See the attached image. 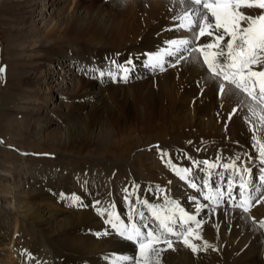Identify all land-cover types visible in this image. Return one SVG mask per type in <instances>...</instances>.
I'll use <instances>...</instances> for the list:
<instances>
[{
  "label": "bare ground",
  "instance_id": "obj_1",
  "mask_svg": "<svg viewBox=\"0 0 264 264\" xmlns=\"http://www.w3.org/2000/svg\"><path fill=\"white\" fill-rule=\"evenodd\" d=\"M42 3H45V8L49 5L48 15L40 13ZM20 5L23 7L21 26L36 27L35 16L44 27H36L41 32H33L31 36L34 37L35 33L39 37L37 42H32L29 46H39L33 47L38 54L29 63L34 75L30 89L52 91L57 87L59 104L65 101L67 106L64 105L62 110L58 109V105H52L54 112H63L72 107L71 128L62 129L60 125H67L66 123H54L55 128L48 134L44 125L51 122H36L39 125L35 126L34 131L47 143V148L61 146L81 151L80 149L94 147L103 150L105 144V147L119 151L120 146L115 137L120 132L150 136L158 133L168 140L167 134L180 135L187 127L189 132L195 130L193 133L200 137L198 141L201 143L196 150L190 146L184 151H176L171 145L170 148L159 142L149 144L144 148L145 152L140 149L142 152L132 158L140 169L136 179L115 176L112 170L114 163L111 161L106 167V181L109 183L106 184L104 179L98 177L96 182L99 187L95 188L94 169H71L69 174L62 175L60 184L55 183L58 193L53 197L48 193V188L54 185L53 175L49 177L42 174L43 171L40 174L24 173L31 176L34 184L28 183L30 189H24L22 197L19 193L20 184H24L26 178L21 176L20 171L13 174L9 185L3 187L0 193L14 199L15 204L12 206H15L16 216L21 217L22 221L27 218L26 212H20L25 207L31 211L33 220L42 221V211L34 208L42 201L48 204L54 202L52 204L55 205L60 202L72 208V203L70 205V202L64 201L66 195H72V202L74 199L77 202L83 200L90 206H95H92L93 213L99 219L96 224L91 217H76L79 227L84 230L93 229L91 233L94 235L90 238L77 236L78 238L67 241L58 235L60 232H53L54 237H58L46 241L53 247L52 252H56L52 263L112 264L117 257L135 256L139 259L138 245L116 234L112 225L105 223V220L108 219V213H112L113 222L118 223V217L119 220L131 223L129 214L134 210L133 218L136 223H141L139 213L143 212L150 226L158 227L150 207L143 203L148 201L150 205L157 206L162 214L167 209L179 219L178 210L172 207L177 205L186 214L196 215V221L200 222L199 227L196 222L189 221L178 229L186 232L189 226L192 228L193 235L188 236V240L197 251L193 252L186 247L182 236L169 235L167 238L173 242L172 248L163 243L156 245L157 248L165 249L160 252V264H264V258H260V255L264 257V228L260 227V222L264 221V180L261 179L264 176V163L257 144V139L264 137V124L260 121V115H264V107L255 104L257 115L253 117L248 106L254 102L249 97L243 93L239 96L221 94L219 83L223 81L211 77L202 57L199 63L192 59L200 56L198 52L189 54L181 51L171 56L165 54L163 70L161 66L152 68L146 64L149 54L165 50L175 53L169 41L190 38L189 32L177 28L178 21L174 19L183 9L180 0H22ZM58 6L64 8L55 13L54 8ZM61 38L79 40V43H75L78 45L75 47L76 51L72 52L64 47ZM51 39L52 42H59L61 48H53L56 43H50ZM91 39L100 48L91 47ZM211 40V36L201 37V41ZM176 56L186 59L177 60ZM65 59H68V64ZM129 59L133 63H127ZM120 65L128 71H123ZM260 67L264 66H257V70ZM42 71L48 72L47 83L37 79ZM63 74L68 75L71 80H62ZM125 75L128 77L126 81L122 78ZM65 92L73 97L63 98L61 95ZM52 97L53 94L49 93L43 95L41 100L46 99L47 103ZM114 131H117V136L113 134ZM165 131L168 132L165 134ZM55 141L57 145H51ZM139 141L142 142L141 139ZM186 143L189 144L188 141ZM156 146L167 155L161 158V152ZM137 147L133 148L139 149ZM18 155L24 156L21 151ZM93 155H96L95 152ZM193 156L202 160H197V163ZM204 160L216 167L209 169L203 163ZM167 161H171L176 169H189L186 180L180 178L183 171L178 175ZM233 163L236 165L235 170L231 166L227 170L223 167L224 164ZM245 169H250L251 172H246ZM209 174L211 181L223 193L218 203L204 198L205 194L211 195L212 190L202 184L200 177L208 180ZM87 175L90 176V183L86 180ZM75 176L80 177L81 183L77 181L80 184L74 181ZM188 180H194L198 187H190ZM252 180H255L258 190L251 192L254 199L247 206L249 210L245 212L241 207H233V204L239 202L238 197L229 199V187L232 194L238 195V187L240 189L243 183L249 194L248 185ZM229 181L232 182L231 185ZM200 188L204 189L203 194L199 191ZM116 193L125 195L121 204H116L119 200ZM4 200L7 201L8 198ZM10 202L11 200L7 204ZM198 204L203 207L197 215ZM98 209L106 210L103 216ZM48 228L50 226L46 224L45 229ZM104 232L112 235H97ZM197 233L199 239L195 238ZM205 242L209 246L206 247ZM54 244L69 249H55ZM24 254L23 252L21 255ZM36 262L39 264L40 260H27L26 264Z\"/></svg>",
  "mask_w": 264,
  "mask_h": 264
},
{
  "label": "rangeland",
  "instance_id": "obj_2",
  "mask_svg": "<svg viewBox=\"0 0 264 264\" xmlns=\"http://www.w3.org/2000/svg\"><path fill=\"white\" fill-rule=\"evenodd\" d=\"M21 2L22 0H0V68L4 69L3 72H0V191L3 187L9 185V180L12 179L13 174L20 171L21 176L24 175L26 178L25 183L22 185L20 184L21 190H19V193L21 194L24 189H30L28 183L34 184L31 181V176L28 174L25 175L24 173L36 172L40 174L43 171L42 174H47L49 177L53 175L52 184L54 185L48 188L49 196L53 197L55 193H58V189L55 188V185L61 183L60 180L62 175L69 174V172L72 171L71 169H78L79 167H82L83 169H94L96 172L94 188L95 186L99 187V183L96 182L99 180L98 177L104 179L106 184L109 183L106 181V167L111 161L114 163V169L112 170L115 176L119 175L121 178L126 177L129 179H136L138 177V170L140 169L138 168L139 164L132 161V158L136 157L142 151L145 152L144 148L147 147V145L159 142V144L163 143L162 145L169 146L170 148L172 146L173 149H177L178 151L187 150V147L190 148V146L194 150L199 147L201 143L198 139L200 137H197L193 133L195 130L189 132V128L187 127L188 129H184L183 133L180 135L175 134L171 136L167 134L169 137L168 140L161 137L158 133H152L150 136L149 134L141 135L120 132V135L115 137L117 145L120 146V148H118L119 151H116V149L111 150L108 147H105V144L104 147H102L103 150L94 149V147L92 149H80L81 151H72V147L68 150L61 146L58 148H47L45 146L47 143L43 142L40 134L34 131L39 125V123L37 124L36 122H51L44 125L48 134L55 128L54 123H66L67 125H60L62 129H65L66 127L71 128L72 119L70 118V111L72 107L63 112H60L59 110L54 112L55 110H53L52 105L56 104L58 105V109L62 110L64 109V105L67 106V102L65 101L63 104H59L60 98L57 96V87H54L52 91L30 89L32 77L34 78V75L33 71L31 72L33 67H30L29 63L36 59L38 51H35L34 48L39 46V44L37 46L29 45L32 42H37L39 36L35 33L34 37L31 36L33 32L40 33L41 31L36 27H43V24L40 23L38 17L34 16L36 27H29L28 25L21 26L23 10V7L20 5ZM42 5L43 7L41 8L40 13L48 15L49 5L46 6V8L44 7L45 3H42ZM62 8L64 7L58 6L54 8L55 13L60 12ZM61 41H64V47L66 46V48L72 52H75V47L78 46L75 43L80 42L79 40L77 41L72 38H61ZM51 42L52 39L50 40V43ZM52 43H56L53 48H61L58 44L59 42ZM89 43L93 48H100L99 44L93 39L89 40ZM65 61L67 64L69 63L68 59H65ZM75 65L78 67L77 62ZM134 70L135 69L133 68V72ZM46 76H49L48 72L42 71L39 73L37 79L40 82L47 83L49 78L46 79ZM61 79H66V81L71 80L68 75L64 74ZM49 93L53 94L54 97H52L51 101L46 103V99L41 100L43 95ZM61 96L66 99L73 97L72 94L66 92ZM58 121L61 123H58ZM166 132L168 131H165V134ZM116 133L117 131L113 132L115 136H117ZM140 139L142 142L139 141ZM186 141H188L189 144L186 143ZM52 144L57 145V142L55 141L54 143H51V145ZM135 146H138L137 148L139 149H134L133 147ZM63 148L65 150H62ZM18 149H22L20 151L24 156L18 155V152H20ZM171 151L173 150L171 149ZM93 152H95L96 155H93ZM187 154L192 155L190 152H187ZM193 158L196 159L197 163L202 160L195 156H193ZM30 168L35 170H28ZM75 177L74 181H76V184H80V177ZM89 178L90 176L87 175L86 180L88 182L90 181ZM6 179H8V181H6ZM77 181L80 183H77ZM17 182L19 183L20 180ZM43 188L47 190L46 186H43ZM21 195L23 197V194ZM116 195L117 198H119V200L116 201V204H121L122 198H124L125 195L123 196L118 193H116ZM19 197L21 196L19 195ZM6 198H8L7 201L4 200ZM9 200H11V202L10 204H7ZM65 200L70 202V205L72 203V208H68L62 203L60 204V202H57V205L52 204L54 202L48 204L45 201L36 204L34 208H39L42 211V221L33 220L31 218V211L25 207L20 210V212H26L27 214L26 221H22L21 217L16 216L15 206H12L15 204L14 199L11 196H5L3 193H0V264H26L27 260L30 261L33 259L37 261L40 260L39 264H53L52 258L55 256L56 252L53 253L51 250L53 247L49 246L46 242L58 237H54L53 232L56 234L60 232L58 235H61L62 238L67 241H71L72 238L78 237L87 239V237L90 238L91 235H94L91 233L93 229L84 230V228L82 229L79 227L80 225L76 219V217L83 215V219L85 217H91L90 219L96 224L99 219H97L96 215H94L95 213H93L92 206H94V204L90 206L89 203H86L83 200L73 203L72 195H66L64 197V201ZM92 201H94V199ZM108 207L109 205L107 206V209ZM46 224H48L50 228L45 229ZM53 246L55 249H69L62 247L59 244H54ZM23 252L25 253L24 256L21 255ZM26 254H28L27 257ZM194 258L197 257L194 256ZM260 258L263 259L264 257L260 255ZM35 264H37V262Z\"/></svg>",
  "mask_w": 264,
  "mask_h": 264
},
{
  "label": "snow or ice",
  "instance_id": "obj_3",
  "mask_svg": "<svg viewBox=\"0 0 264 264\" xmlns=\"http://www.w3.org/2000/svg\"><path fill=\"white\" fill-rule=\"evenodd\" d=\"M183 9L174 17L177 23V28L183 29L191 34L190 38H181L178 40L169 41L175 53L165 50L164 52H157L156 54H149L146 64L152 68L161 66L163 64V56L174 55L181 51H187L189 54L195 51L200 54L198 57H193L199 63L200 58L203 59V64L207 66V71L211 73V77L216 80H221L219 83V91L221 94H231L239 96L243 93L249 97L254 103L249 105V111L253 117L257 115L255 104H260L264 107V67L257 70V66H264V0H180ZM249 10H262V11H249ZM211 36V41H201V37ZM228 37V39H226ZM176 59H186L182 56H176ZM127 63L131 64L133 61L129 59ZM123 71L127 72L128 69L123 65L119 66ZM4 69L0 68V72ZM103 74V73H102ZM115 78V77H114ZM125 81L128 79L127 75L122 77ZM231 86V87H229ZM257 88L259 91L257 92ZM242 102V100H241ZM260 121L264 124V115H260ZM254 139L256 137L254 136ZM259 145V153L264 163V137L257 139ZM161 158L167 155L165 151L159 149ZM239 159V157H237ZM203 163L209 168H214L216 165L204 160ZM169 166L171 161H167ZM236 169V165L224 164L223 167L227 170L229 167ZM173 170L180 175L182 180H186L189 169H176L172 166ZM246 172H251L250 169H245ZM211 174L209 179L205 180L200 177L202 184L212 190L211 195H204L206 200L210 202H219L223 193L220 192L214 181H211ZM264 180V176L261 177ZM190 187L197 188L194 180H188ZM229 181V185H231ZM249 194L245 197L244 187L242 183L239 191L240 202L233 204V207H241L245 212L249 209L246 206V200L251 201L254 199L251 192L258 190L256 188L255 180L249 183ZM199 191L203 194L204 189L200 188ZM231 187H229V194L231 196ZM63 196V194H61ZM193 199H196L193 197ZM75 199L73 203H75ZM99 203V202H97ZM146 207H150L152 217L156 221L158 227H151L149 221L145 219L144 213L140 212L141 223H136L133 218V212L129 214L131 223L119 220L118 223L113 222L112 213H108V219L105 223L111 224L115 229L116 234L124 239L130 240L139 247V259L133 257H117L113 260L112 264H160V252L165 249L157 248L156 245L167 244L168 248L173 247V242L167 237L169 235H176L183 237V243L186 247L191 248L193 252L197 251L188 240V236L193 235V230L189 226L186 232H180L178 229L189 221L196 222L199 227L200 222L196 221V215H188L177 205H172L179 212V219L173 212L164 210V214L158 210L157 206L150 205L148 201L143 202ZM202 205L197 206L196 214L198 215ZM100 215H104L106 210L98 209ZM260 227L264 228V221L260 222ZM97 235H112V233L104 232L97 233ZM199 239V234L195 235ZM205 246L207 243L205 242Z\"/></svg>",
  "mask_w": 264,
  "mask_h": 264
}]
</instances>
